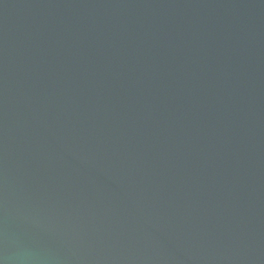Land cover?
Wrapping results in <instances>:
<instances>
[{
  "label": "water",
  "instance_id": "obj_1",
  "mask_svg": "<svg viewBox=\"0 0 264 264\" xmlns=\"http://www.w3.org/2000/svg\"><path fill=\"white\" fill-rule=\"evenodd\" d=\"M0 264H264V0H0Z\"/></svg>",
  "mask_w": 264,
  "mask_h": 264
}]
</instances>
